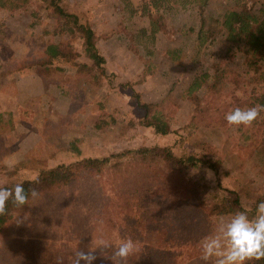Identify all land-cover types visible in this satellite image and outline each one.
I'll return each instance as SVG.
<instances>
[{
    "label": "rangeland",
    "instance_id": "rangeland-1",
    "mask_svg": "<svg viewBox=\"0 0 264 264\" xmlns=\"http://www.w3.org/2000/svg\"><path fill=\"white\" fill-rule=\"evenodd\" d=\"M152 1L62 0L67 13L100 36L97 46L107 75L100 86L75 72L73 63L91 61L83 40L73 39L70 22L50 3L31 0L16 12L0 9V187L35 180L44 170L89 157L141 146L169 147L177 154L211 159L217 168L202 164L185 177L168 168L145 184L151 187L149 194L142 193L151 198L144 200L147 211L157 214L163 228L182 217L178 205L185 201L183 191L205 209L223 199H239L242 212L255 217L257 205L264 202V111L251 127L229 126L225 117L236 107L251 108L250 97L264 93V81L248 67L247 55L227 39L222 23L234 9H245L262 22L264 0H165L158 10L151 9ZM151 11L164 27L154 38ZM51 42L72 57L70 65L61 60L54 64L64 70L47 71ZM204 74L210 75L209 84L217 76L224 82L214 92L204 85L194 93L196 99L185 97L195 78ZM138 95L146 103L163 102L171 118L169 135L141 124ZM195 101L205 108L197 125L191 124ZM76 179L72 187L34 199L24 213L27 223L16 219L0 234V264H67L78 250H88L87 242L68 240L77 232L87 233L101 206V187L107 190L109 179L85 171ZM139 187L143 191L144 185ZM231 209L226 216L188 219L175 230L168 251L154 259L147 252L137 264H214L201 259V241L215 233L222 218L227 222L241 211ZM114 241L118 250L123 242L118 233Z\"/></svg>",
    "mask_w": 264,
    "mask_h": 264
},
{
    "label": "trees",
    "instance_id": "trees-1",
    "mask_svg": "<svg viewBox=\"0 0 264 264\" xmlns=\"http://www.w3.org/2000/svg\"><path fill=\"white\" fill-rule=\"evenodd\" d=\"M160 1L165 0H153L150 6L151 9H160ZM187 1L192 2V0ZM45 2L50 3L48 7L53 8L57 14L59 13L70 22L68 32L73 36V39L81 38L83 40L85 53L91 64L73 63L71 65L75 67V72H77L79 78L85 77L90 83L100 86L102 79L107 77L106 59L97 46L100 36L93 28L82 24L77 15L67 13L60 5L62 0H45ZM30 3L31 0H0V9L16 12L26 8ZM149 18L151 24L150 36L154 38L164 27L159 22L160 18L154 17L153 11L149 13ZM223 19L222 25L227 32V39L237 45L247 55L248 67L251 71L258 73L261 81H264V70L261 71V63L264 64V20L259 22L256 17L245 9L227 11ZM199 34L200 43L203 45L204 32L201 31ZM46 52L50 56L47 62L49 64L47 67L48 72L55 69L64 70L61 67L54 68V64L59 63L60 60L65 61L67 65L72 62L70 53H66L61 44L49 43ZM209 78L210 75L208 74L199 75L195 78V81L185 92L187 93L185 97L196 99L193 97L194 93L204 85H207L208 91L214 92L224 82L223 76H217L212 84H209ZM250 101H252L250 102L251 107L264 105V93L251 96ZM195 102H197V106L195 107L191 124L197 125L199 122L198 118L204 113L205 108L201 107L202 105L198 101ZM137 105L143 112L141 120L143 126L152 128L156 134L169 135L171 133V118L168 116L167 108L163 106V102L146 103L138 95ZM212 163L211 159L195 154H177L169 147L141 146L124 149L104 158L89 157L68 165L50 168L40 172L35 180H26L18 184H23L26 192L30 188H36L40 192L39 197H43L45 194L72 187L77 181L76 174L79 172L85 171L99 176L106 175L109 179L108 191L102 185L101 206L96 211L87 233L79 236L80 233L77 232L75 236L69 237L68 242L70 244L79 241L81 244L87 242L88 246H90L93 239H95L94 254L96 260L94 264H113L111 256L116 251L115 248H117L114 236L118 233L123 241L131 239L135 242L136 249L128 257L127 264H137V260L139 261L141 256L146 255L147 252L151 253L152 259H154V256L159 252L168 251L172 241L175 240V230L184 222L187 223L188 219L201 217L199 218L200 221L202 219L208 220L212 215L226 216L231 213L232 206L242 211L243 208L239 199L232 200V203L228 199H223L220 203H214L210 208L206 209L198 204L196 206L194 202H191V197L185 198V191L182 192V198L185 201L178 205L179 214L182 217L170 219L172 221L170 228H163L160 218L158 220L156 217L157 214L147 211L144 200L151 198L149 196L142 198V193L149 194L151 187L149 188L148 185H145L146 183L151 182L154 178H161L168 168L178 173L181 177H185V174H190L193 169L198 168L202 164L216 169L217 167ZM215 172H218V170H215ZM141 185H144L143 191L139 187ZM14 186L15 184H12L0 188H13ZM33 200L29 196L28 203L22 207H17L9 201L6 206V214L0 216V234L6 232L8 226L13 224L20 214L22 215L21 219L25 217L24 213ZM176 209H171L172 214L178 212ZM162 218L164 219L163 216ZM28 219L26 216L23 221L24 224L27 223ZM209 221L212 222L211 220ZM101 240L107 241L110 247L105 248L100 243ZM37 243L39 249L42 250L44 248L45 250L42 241ZM153 245H155V248L152 247ZM108 261L109 263H107ZM148 261L151 264L154 263L153 260ZM67 264H73V261L71 260ZM251 264H264V260L251 261Z\"/></svg>",
    "mask_w": 264,
    "mask_h": 264
},
{
    "label": "clouds",
    "instance_id": "clouds-1",
    "mask_svg": "<svg viewBox=\"0 0 264 264\" xmlns=\"http://www.w3.org/2000/svg\"><path fill=\"white\" fill-rule=\"evenodd\" d=\"M261 111H264V105H256L247 110L236 107L227 113L225 119L229 126L251 127ZM213 175L211 171L208 172V178L211 179ZM39 195L36 188H30L26 192L23 184H16L13 188H0V216L6 214L9 201L22 207L28 203L29 196L36 199ZM22 222L18 218L17 223ZM100 243L105 248L110 247L105 240ZM95 245L96 241L93 239L87 251L78 250L73 264H94ZM135 249L136 244L131 239L121 242L118 250L111 256L113 264H127L128 257ZM201 249V259L205 262L213 260L214 264H249L251 261L264 260V202L257 205L256 215L252 219L242 211L235 212L227 222L222 218L215 233L201 241Z\"/></svg>",
    "mask_w": 264,
    "mask_h": 264
},
{
    "label": "crops",
    "instance_id": "crops-1",
    "mask_svg": "<svg viewBox=\"0 0 264 264\" xmlns=\"http://www.w3.org/2000/svg\"><path fill=\"white\" fill-rule=\"evenodd\" d=\"M152 77V76H151Z\"/></svg>",
    "mask_w": 264,
    "mask_h": 264
}]
</instances>
